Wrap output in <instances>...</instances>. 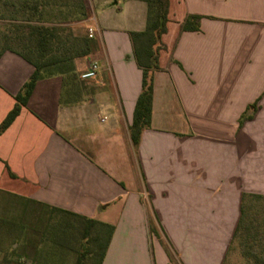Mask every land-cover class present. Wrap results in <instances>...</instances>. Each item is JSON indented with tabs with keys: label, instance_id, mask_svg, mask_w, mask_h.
Segmentation results:
<instances>
[{
	"label": "crops",
	"instance_id": "0c3cea01",
	"mask_svg": "<svg viewBox=\"0 0 264 264\" xmlns=\"http://www.w3.org/2000/svg\"><path fill=\"white\" fill-rule=\"evenodd\" d=\"M91 10L76 84L40 79L0 133V201L111 225L100 264H223L244 197H264V0H169L137 147L142 74L129 33L145 29L146 3L91 0ZM190 16L198 30L182 29ZM92 62L97 75L81 79ZM33 70L0 56V123Z\"/></svg>",
	"mask_w": 264,
	"mask_h": 264
},
{
	"label": "rangeland",
	"instance_id": "374dc122",
	"mask_svg": "<svg viewBox=\"0 0 264 264\" xmlns=\"http://www.w3.org/2000/svg\"><path fill=\"white\" fill-rule=\"evenodd\" d=\"M22 1L0 0V17L10 18ZM44 4L45 23L66 29L61 46H55L47 57H67L74 52V46L79 47L80 38L88 37L91 0H44ZM78 4H83L88 13L86 18L76 17L74 7ZM6 22L0 19L3 35H0V48L7 46L23 51V44L18 40L22 33L9 31ZM9 174L14 177L12 172ZM242 206V222L225 264H264V197L246 196ZM104 224L91 225L86 238H82L84 220L5 196L0 201V264H98L101 245L109 234ZM61 228L68 234L63 249L61 239L55 236ZM43 243L47 248H37Z\"/></svg>",
	"mask_w": 264,
	"mask_h": 264
},
{
	"label": "trees",
	"instance_id": "16d2710c",
	"mask_svg": "<svg viewBox=\"0 0 264 264\" xmlns=\"http://www.w3.org/2000/svg\"><path fill=\"white\" fill-rule=\"evenodd\" d=\"M141 1L145 2L147 6L146 27L143 31H132L129 33L133 47L134 60L142 74L141 89L136 99L133 120L129 127L130 139L135 147H137L140 142L142 131L149 127L150 124L153 94V74L159 69L158 56L160 50L162 49L160 38L162 34L166 32L169 7V0ZM44 6V0H24L20 3L16 11L13 13L14 15H11L10 18L3 16L0 17V19H5L7 21L5 25L7 28L9 27V31H19L22 33L18 40H20L22 42L21 44H23V51L7 46L1 47L0 56L5 51H12L23 57L34 67V70L28 80L22 85L19 92L14 96L15 104L13 108L0 123V133H2L14 121V119L20 113L22 107L27 105L30 95L37 81L40 79L52 75H62L64 77V86L70 85L73 87L74 84H76L77 78L74 74L72 61L75 58L86 56L90 52V39L89 37L85 36L79 39V47L74 46L72 48L74 52H71L69 56L62 58L61 56L54 55L48 58L47 56L51 51H53L52 49H54L55 46H61L63 38L66 36V29L60 28L54 24L45 23ZM74 8L76 17L86 18L88 16V13L84 10L83 4H78ZM1 29L2 26H0V35H2ZM182 29L190 31L198 30L199 17H188L184 21ZM254 106L255 105H252V107ZM243 210L244 209L242 206L240 219L234 236L236 235L242 222ZM52 211L70 214L80 218L81 220H84L85 225L83 227L82 238H86L87 230L89 227H91V225L97 223L104 224L101 222L99 223L94 219L81 217L66 211H60L56 208H52ZM104 225L109 228V234L106 242L101 245L98 264H100L104 256L113 230L111 225ZM50 232L51 231L49 229V233ZM44 235L46 236V234ZM55 236H58V238L61 239L60 245L61 248H64V242L68 237L67 231L61 228L59 232L55 233ZM225 263L226 259L224 260L223 264Z\"/></svg>",
	"mask_w": 264,
	"mask_h": 264
},
{
	"label": "built area",
	"instance_id": "2783aa9c",
	"mask_svg": "<svg viewBox=\"0 0 264 264\" xmlns=\"http://www.w3.org/2000/svg\"><path fill=\"white\" fill-rule=\"evenodd\" d=\"M88 31H89L88 36L92 37L93 33H94V28L89 27ZM98 71H99L98 63L92 62V63H90L88 69L85 72L80 74V78L83 80L92 79L97 75Z\"/></svg>",
	"mask_w": 264,
	"mask_h": 264
}]
</instances>
